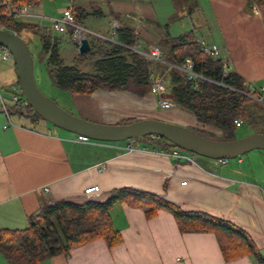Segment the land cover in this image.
I'll return each mask as SVG.
<instances>
[{
  "label": "crops",
  "instance_id": "crops-1",
  "mask_svg": "<svg viewBox=\"0 0 264 264\" xmlns=\"http://www.w3.org/2000/svg\"><path fill=\"white\" fill-rule=\"evenodd\" d=\"M196 3L199 26L194 29L204 27L212 36L211 43L205 42L202 34L197 36L206 45H216L227 70L238 74L251 90L264 89V2L253 10L249 9V0ZM108 5L109 17L113 13L122 20H132V24L123 22L138 32L139 49L157 44L159 35L151 27L158 24L149 0H108ZM16 83L14 64L0 59V98L6 106L11 105L9 93ZM70 97L80 117L93 122L119 123L109 122L117 118L107 117V113L122 118L133 116L130 111L135 110L144 115L136 119H159L185 127L200 125L193 115L178 107L163 115L151 95L139 98L128 92L97 91L88 98ZM2 102L1 229L19 230L30 215L55 202L103 201L109 192L128 188L157 195L184 212H200L232 223L249 235L264 258V181L246 180L243 167L225 169L217 160L203 161L201 166L155 144L152 148L140 144L145 151L128 153L124 143L78 142L77 137L62 135L42 124V119L18 112L7 116ZM96 107L101 108L100 113L95 112ZM99 165L104 170L99 171ZM183 181L185 185H181ZM91 185H98L99 192L84 196V189ZM127 200L115 203L110 210L112 227L121 237L117 246L109 248L103 240H97L39 264H261L251 256L225 262L213 234L181 233L169 211L159 209L147 216V207L133 206ZM0 264H7L1 255Z\"/></svg>",
  "mask_w": 264,
  "mask_h": 264
},
{
  "label": "trees",
  "instance_id": "trees-1",
  "mask_svg": "<svg viewBox=\"0 0 264 264\" xmlns=\"http://www.w3.org/2000/svg\"><path fill=\"white\" fill-rule=\"evenodd\" d=\"M10 1L14 7L24 4L38 7L43 0ZM193 1L196 9V0ZM249 1V9L252 10L255 5L264 2ZM69 9L74 15L75 22L82 23L87 15L84 8L73 4ZM7 12L6 7H0V29L15 33L21 39L23 32L37 37L46 69L54 85L70 96L88 98L94 92L105 91L128 92L143 98L150 95L153 80L162 77L166 86L163 97L172 101L175 107L193 115L198 124L219 129L224 136L223 141L235 139L233 136L237 129L235 121L244 124L254 120L256 102L251 97L260 94V91L251 90L234 72L228 71L224 75L223 58L212 60L207 56L197 40L195 29L175 37L170 36L166 29H162L156 44L162 52V61H149L139 52L132 50L137 48L138 32L123 24L121 17L110 13V17L121 21L122 25L113 36L114 42L103 41L106 48L97 45L91 39L88 41L89 52L77 54L76 62L86 63L90 67L88 71H84L78 65L64 64L60 58L61 39L51 36L48 28L23 23L19 18L7 16ZM92 15L101 17L102 13L95 10ZM155 26L160 28L159 25ZM66 35L72 39L70 31ZM95 40L100 41L98 38ZM25 43L27 44L26 41ZM72 45L78 49L76 42ZM144 50L146 49H141ZM95 55L99 58L96 59ZM88 59L92 61L86 62ZM186 59L191 61L192 71L202 78L194 82L188 80L187 75L180 69ZM22 98L24 99L23 96ZM24 103L22 109H17L13 105L7 106L8 114L18 112L41 119L32 111L25 99ZM132 121L135 120L119 123ZM187 128L203 136L195 128ZM260 134H264V130ZM138 140L155 144L169 152L177 148L158 137L148 136ZM125 199L133 206L147 207L145 211L147 216H153L159 209L169 211L181 233L213 234L225 262L251 256L264 264V258L259 250L241 228L204 213L184 212L157 195L128 188L109 192L103 201L86 199L82 202L71 200L55 202L30 215L24 229L0 228V255L7 264H39L59 254H66L77 246L97 240H103L107 247L113 248L120 243L121 237L112 227L110 210L115 203Z\"/></svg>",
  "mask_w": 264,
  "mask_h": 264
},
{
  "label": "rangeland",
  "instance_id": "rangeland-1",
  "mask_svg": "<svg viewBox=\"0 0 264 264\" xmlns=\"http://www.w3.org/2000/svg\"><path fill=\"white\" fill-rule=\"evenodd\" d=\"M80 5L84 8V11L87 13L85 19L80 23L79 25L82 27H85L87 29H90L94 32H96L98 35H100L103 38L111 39L112 38V31H111V24L115 22L118 26H121V21L116 20L112 21L111 17L108 16L109 14V5L108 0H44L42 1L38 8L39 11H44L43 16L50 19H55L60 16L59 13H57V8H64L70 7L71 5ZM197 4V3H196ZM149 5L152 8V11L155 16V21L159 26L162 27V29H166L167 32H169L170 36H178L180 34H183L184 32H188L194 28H198L196 22H198V14L195 12V6L193 0H149ZM96 11H100L102 13V16H94L92 13H95ZM46 13V14H45ZM48 14V15H47ZM111 20V22H110ZM23 23H32V24H38L41 27H46L50 31V35L56 38H60L61 40V47H60V58L63 60L64 64L67 65H78V67L84 71H88L90 67L86 63L78 64L76 62V56L78 54V49H76L72 44L75 43L73 39H69V37L65 34L60 35L51 29V22L45 19H30V20H21ZM123 21H127L126 23L132 24V20L129 18L124 17ZM110 23V24H109ZM153 28L154 32L157 33V35H161L162 31L161 29L157 27H151ZM199 29H195L196 34L203 36L205 42L211 43L212 36L207 33V31L204 29V27ZM65 36V37H64ZM23 39L27 42L29 51L33 57V66H34V75H35V81L36 85L39 89V91L48 99L54 101L59 107L65 109L67 112L80 117V114L78 113L75 102L73 98L71 99L70 95L63 90L58 89L51 78V75L48 73L45 62H44V55L40 51V44L37 37L31 36L28 34V32L22 33ZM92 42H96V44L100 45L101 47H105V44L102 40L96 41L95 39L91 40ZM79 46V45H78ZM96 59L99 58V56H94ZM43 58V59H42ZM42 59V60H41ZM92 61L90 59L86 60V62ZM3 92V91H1ZM2 96L5 99V93H2ZM91 99L89 100L90 103ZM5 103L8 104V101L5 100ZM88 103V102H87ZM162 112L163 115H168L171 112H173V109L171 110H161L159 107H156ZM255 114L253 115L254 120H251V122L244 123L241 127L237 128L234 132V138L235 139H241L244 137H247L252 134H259L263 132L264 130V104L261 103H255ZM101 108L99 109L96 107L95 112L100 113ZM131 110V109H130ZM133 116H127L124 115L122 118L117 117V115L112 112L107 113V117H116L115 120H110L109 122H122V120L130 121V120H139L136 118H144V115L141 116L142 113L137 114L135 110L130 111ZM130 115V114H129ZM106 116V115H105ZM164 116V117H165ZM126 117V118H125ZM129 117V118H128ZM131 117V118H130ZM41 123L46 124L51 129L57 131L58 133H61L62 135H68L70 137H76L77 135H74L72 133L63 131L59 128L53 127L51 124L47 123L44 120H40ZM8 126H11L9 122H7ZM192 128H195V130H198L201 132V134L207 138L213 139V140H223L224 136L222 132L219 129L213 128L212 126H202V125H196V126H190ZM92 144H120L124 143L122 142H97L93 140H89ZM140 144L147 145L149 147H154V144L152 143H145L140 141ZM174 150L183 155L186 156L189 161L192 163H196L202 166L203 161H209L211 163H214L216 160L209 159L205 157H201L192 153H189L187 151H184L180 148H174ZM240 160L243 164L240 165ZM221 166V165H220ZM225 169H238L239 167H243V173L245 174L244 177L248 181L257 182L260 184V182L264 181V151L261 150H253L245 155H242L240 157L230 159L228 160L227 165L224 166ZM27 227V223H23L19 229H24Z\"/></svg>",
  "mask_w": 264,
  "mask_h": 264
},
{
  "label": "water",
  "instance_id": "water-1",
  "mask_svg": "<svg viewBox=\"0 0 264 264\" xmlns=\"http://www.w3.org/2000/svg\"><path fill=\"white\" fill-rule=\"evenodd\" d=\"M0 47L6 49L13 60L22 96L32 111L41 119L63 131L97 142H122L154 136L162 138L189 153L214 159L230 160L253 150L264 151V134H252L231 141L203 137L185 126L159 119H139L128 123H98L77 117L45 97L38 89L33 73V57L25 41L0 29ZM90 46L82 39L78 53L89 52Z\"/></svg>",
  "mask_w": 264,
  "mask_h": 264
},
{
  "label": "built area",
  "instance_id": "built-area-1",
  "mask_svg": "<svg viewBox=\"0 0 264 264\" xmlns=\"http://www.w3.org/2000/svg\"><path fill=\"white\" fill-rule=\"evenodd\" d=\"M6 7L8 9L7 16L16 17L21 20H30V19H45L51 22V29L52 31L60 34V35H66L71 32V38L79 45L80 41L82 39L90 40L98 38L102 41H109L114 42L113 36L115 35L116 30L119 28V26L113 22L111 24V31H112V38L106 39L98 35L96 32L87 29L85 27L80 26L78 23L75 22L74 15L69 9V7H64L58 11L60 16L55 19L46 18L43 16L41 11L37 9L35 6H32L30 4H24V5H18L14 7L10 0H0V7ZM198 42L201 44L203 51L207 54V56L212 60H217L219 58H222L220 55L219 48L216 45H206L203 43L202 39L198 36ZM136 52H139L142 54L147 60L149 61H162V52L159 47H157L155 44L148 46L146 50L141 51L138 47L136 49H132ZM0 59L2 61H8L13 63L12 57L10 53L0 47ZM223 74L225 75L228 72V65L227 62L223 59ZM181 71H183L186 75L189 81L194 82L197 79L202 78L200 75L195 74L192 71V63L189 59H186L184 61L183 66L180 68ZM166 91L165 82L162 77H157L153 80L151 87H150V95L154 99V103L156 107H159L161 110H171L175 108V104L164 98L163 95ZM256 103L264 104V89L260 90V94H257L254 97H251ZM1 102L2 99L0 98ZM9 101L10 104L15 106L17 109H22L24 107V99L21 96V91L19 88V85L16 83L11 87L10 93H9ZM3 111L8 116L7 106L1 103ZM243 125L240 121H235V126L237 128L241 127ZM76 141L87 143L89 140L83 136H76ZM153 137V136H152ZM124 150L128 153H135L139 151H145L144 148L140 146L139 140L137 139H130L124 142ZM173 156L179 158L177 153H173ZM217 163L221 166H225L228 163V160H217ZM99 171L104 170V166H98ZM185 181L181 183V185H185ZM99 192L98 185H91L84 189L83 195L84 196H93Z\"/></svg>",
  "mask_w": 264,
  "mask_h": 264
},
{
  "label": "bare ground",
  "instance_id": "bare-ground-1",
  "mask_svg": "<svg viewBox=\"0 0 264 264\" xmlns=\"http://www.w3.org/2000/svg\"><path fill=\"white\" fill-rule=\"evenodd\" d=\"M88 41V40H87ZM154 137V136H153Z\"/></svg>",
  "mask_w": 264,
  "mask_h": 264
}]
</instances>
